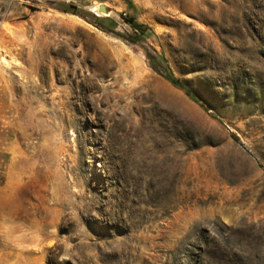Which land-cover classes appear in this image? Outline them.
Returning <instances> with one entry per match:
<instances>
[{"label": "rangeland", "instance_id": "rangeland-1", "mask_svg": "<svg viewBox=\"0 0 264 264\" xmlns=\"http://www.w3.org/2000/svg\"><path fill=\"white\" fill-rule=\"evenodd\" d=\"M0 264H264V0H0Z\"/></svg>", "mask_w": 264, "mask_h": 264}, {"label": "trees", "instance_id": "trees-1", "mask_svg": "<svg viewBox=\"0 0 264 264\" xmlns=\"http://www.w3.org/2000/svg\"><path fill=\"white\" fill-rule=\"evenodd\" d=\"M62 12L65 13H72V14H77V9L73 8V10H67V9H62ZM93 20L95 21V23L97 24V26H99L101 29L103 30H112L115 26V22L111 19H109L108 17H94L93 15H91ZM124 22L132 29L133 31V42H139L143 39V37L150 31V29L143 25V24H139L138 22H136L135 18L133 17H124L123 18ZM150 58V62H154L155 59L152 57ZM157 62L161 65L162 67V71L164 74V79L170 83L172 86L182 89L185 91L186 96L191 99L192 101L199 103V101L196 99V97L194 96V94L189 91L188 89H186L185 85L183 84V82L174 76L172 70L170 69V67L167 65V63L162 59L159 58L157 60Z\"/></svg>", "mask_w": 264, "mask_h": 264}, {"label": "water", "instance_id": "water-1", "mask_svg": "<svg viewBox=\"0 0 264 264\" xmlns=\"http://www.w3.org/2000/svg\"><path fill=\"white\" fill-rule=\"evenodd\" d=\"M97 12L100 13V14H103L104 17H107L108 16V10L107 8L104 6V5H99L97 7ZM97 16V15H96Z\"/></svg>", "mask_w": 264, "mask_h": 264}, {"label": "bare ground", "instance_id": "bare-ground-1", "mask_svg": "<svg viewBox=\"0 0 264 264\" xmlns=\"http://www.w3.org/2000/svg\"><path fill=\"white\" fill-rule=\"evenodd\" d=\"M97 7H98V6H95V7L92 9V11L94 12V14L97 15V16H101V15H103V14H100V13L97 12Z\"/></svg>", "mask_w": 264, "mask_h": 264}]
</instances>
